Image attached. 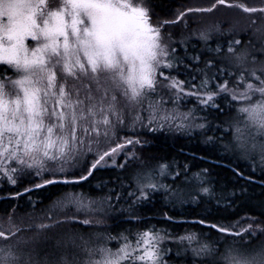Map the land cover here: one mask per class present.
I'll return each instance as SVG.
<instances>
[{
	"label": "snow or ice",
	"instance_id": "6c2138e0",
	"mask_svg": "<svg viewBox=\"0 0 264 264\" xmlns=\"http://www.w3.org/2000/svg\"><path fill=\"white\" fill-rule=\"evenodd\" d=\"M157 135L264 173V0L166 16L155 0H0V188L16 189L0 264H264V203L210 221L247 189L150 151ZM101 169L116 175L84 191ZM24 183L59 190L25 208Z\"/></svg>",
	"mask_w": 264,
	"mask_h": 264
},
{
	"label": "trees",
	"instance_id": "16d2710c",
	"mask_svg": "<svg viewBox=\"0 0 264 264\" xmlns=\"http://www.w3.org/2000/svg\"><path fill=\"white\" fill-rule=\"evenodd\" d=\"M155 2L161 9V14L165 16L170 10L175 11L177 9H186L188 7L195 8L208 6V0H155ZM230 2H245L249 6H262V0H230ZM197 15L198 14H191L192 19L188 22L192 23V20L196 19ZM193 27H195V25H193ZM150 151L163 155L170 160L177 159L183 162L187 159L188 163L192 165V171H197L199 168L212 165L213 174L221 186H225L229 190L233 186L247 189L243 200L237 201L236 206L228 209L227 211L216 210L213 205L211 215L209 216L210 221L220 220L222 223H226L238 219L241 216L248 215L253 212L258 214L262 211L260 205L264 203V173H262L259 169L253 173L245 162H237L230 156L209 151L201 143L200 138L195 135L191 138L186 136H177L176 138H173L166 135H157V137L150 144ZM205 155L207 158L201 160L200 157ZM217 156L221 157L218 161L216 160ZM237 163H239V168L244 172L245 178L243 179L236 177L232 173L231 169L236 167ZM95 175L96 179H92L91 184L85 183L83 190L86 192L91 191L93 195H101L102 193L95 190L94 186L101 179L108 180L109 178H114L116 172L111 169H101ZM25 187H31V184L24 183L20 186L19 190L22 193V197L18 201L25 208L28 206L29 196L33 202L43 200L44 205H46L50 203L47 197L52 196L53 199H55L53 193L59 190L53 186H48L46 189H35L29 194L23 192ZM15 191L16 189L10 190L8 186L0 188V215L4 214V211L8 209L9 205L16 203V201L6 199L9 195L14 194ZM154 203L157 216L162 214L164 211L170 210L167 206H165L163 200H159ZM205 207L207 206L196 207L195 205H186L185 209H177L174 211L184 213L185 210H187L189 213L188 218L192 219L196 215H205ZM149 215H152V213H149ZM110 223L111 222L109 221V224ZM186 227L187 225L179 227L176 230L178 232H183Z\"/></svg>",
	"mask_w": 264,
	"mask_h": 264
},
{
	"label": "rangeland",
	"instance_id": "374dc122",
	"mask_svg": "<svg viewBox=\"0 0 264 264\" xmlns=\"http://www.w3.org/2000/svg\"><path fill=\"white\" fill-rule=\"evenodd\" d=\"M114 243V242H113Z\"/></svg>",
	"mask_w": 264,
	"mask_h": 264
}]
</instances>
